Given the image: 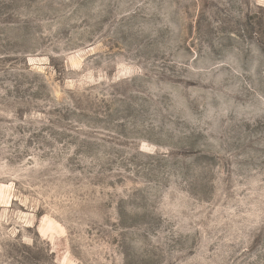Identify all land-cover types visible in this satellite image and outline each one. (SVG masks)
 <instances>
[{
    "label": "rangeland",
    "instance_id": "rangeland-1",
    "mask_svg": "<svg viewBox=\"0 0 264 264\" xmlns=\"http://www.w3.org/2000/svg\"><path fill=\"white\" fill-rule=\"evenodd\" d=\"M0 264H264V0H0Z\"/></svg>",
    "mask_w": 264,
    "mask_h": 264
}]
</instances>
